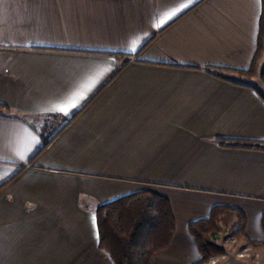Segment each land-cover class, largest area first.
<instances>
[{
  "label": "crops",
  "instance_id": "obj_1",
  "mask_svg": "<svg viewBox=\"0 0 264 264\" xmlns=\"http://www.w3.org/2000/svg\"><path fill=\"white\" fill-rule=\"evenodd\" d=\"M262 12V0H0V264H115L96 209L143 190L176 218L152 264H196L189 225L222 205L244 211L257 243L205 264H264V150L220 142L264 143V85L242 80L264 68L263 48L242 72Z\"/></svg>",
  "mask_w": 264,
  "mask_h": 264
},
{
  "label": "trees",
  "instance_id": "obj_2",
  "mask_svg": "<svg viewBox=\"0 0 264 264\" xmlns=\"http://www.w3.org/2000/svg\"><path fill=\"white\" fill-rule=\"evenodd\" d=\"M261 17V35L258 53L249 70L254 74L264 48V0ZM223 77L222 71H210ZM264 83V68L260 72ZM6 109L0 105V110ZM73 120V119H71ZM69 121L67 125L70 123ZM66 125V126H67ZM52 140L44 143L46 148ZM222 144L264 150V143L248 140H222ZM42 149V150H43ZM99 246L115 264H152L155 254L168 248L176 231V218L172 204L166 196L154 190H143L101 204L96 209ZM247 216L242 209L215 206L211 215L189 225L196 238L201 258L196 264L208 263L213 257L226 254L227 248L218 242V236L228 231L237 240L256 244L246 234Z\"/></svg>",
  "mask_w": 264,
  "mask_h": 264
},
{
  "label": "rangeland",
  "instance_id": "obj_3",
  "mask_svg": "<svg viewBox=\"0 0 264 264\" xmlns=\"http://www.w3.org/2000/svg\"><path fill=\"white\" fill-rule=\"evenodd\" d=\"M261 66L264 67V58H263V60L261 62ZM239 79H241V78H239ZM256 79L257 80H251V81H249L247 78H244V77L242 78V80H244V81L251 82V83L257 84L259 86L262 85V84L264 85V83L262 82L261 76H257ZM260 82L262 84H260ZM227 232L228 231H224V232H222V233L219 234V236H218V242L220 244L224 245L225 247L227 246L228 249H229V251H230V253L234 254L238 259H244L243 257L248 256L247 253H244V249L241 247L240 242L238 244L237 240H236V242H232L229 239L230 236L233 239H234V237L231 234L227 233ZM243 253H244V255H243ZM221 257L224 258V255H221Z\"/></svg>",
  "mask_w": 264,
  "mask_h": 264
},
{
  "label": "snow or ice",
  "instance_id": "obj_4",
  "mask_svg": "<svg viewBox=\"0 0 264 264\" xmlns=\"http://www.w3.org/2000/svg\"><path fill=\"white\" fill-rule=\"evenodd\" d=\"M190 2H191V0H190ZM184 7H187V5H184ZM172 15H175V13H173ZM170 18V17H169ZM161 23H163V21L161 22ZM71 107H75V104L73 103L72 105H71ZM61 111H64L65 113H67V111H68V109L67 108H61L60 109ZM4 177L2 176V175H0V180H2ZM93 223L95 224V218H93Z\"/></svg>",
  "mask_w": 264,
  "mask_h": 264
},
{
  "label": "built area",
  "instance_id": "obj_5",
  "mask_svg": "<svg viewBox=\"0 0 264 264\" xmlns=\"http://www.w3.org/2000/svg\"><path fill=\"white\" fill-rule=\"evenodd\" d=\"M228 233V232H227ZM232 242H236V238H232L231 236H230V238H229ZM245 251V250H244ZM242 254V253H241ZM243 255H244V253H243Z\"/></svg>",
  "mask_w": 264,
  "mask_h": 264
}]
</instances>
